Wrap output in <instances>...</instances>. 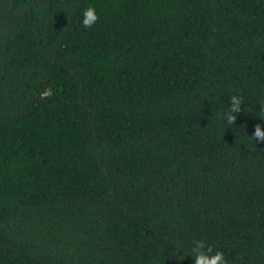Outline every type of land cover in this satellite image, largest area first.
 <instances>
[{
	"label": "trees",
	"instance_id": "16d2710c",
	"mask_svg": "<svg viewBox=\"0 0 264 264\" xmlns=\"http://www.w3.org/2000/svg\"><path fill=\"white\" fill-rule=\"evenodd\" d=\"M262 104L264 0H0V264H264Z\"/></svg>",
	"mask_w": 264,
	"mask_h": 264
},
{
	"label": "clouds",
	"instance_id": "9594fccd",
	"mask_svg": "<svg viewBox=\"0 0 264 264\" xmlns=\"http://www.w3.org/2000/svg\"><path fill=\"white\" fill-rule=\"evenodd\" d=\"M98 19L99 17L96 14L95 8L93 6H89L83 12L81 23L85 29H89L98 22ZM242 103V97H240L239 95H232L230 97L229 108L227 112L219 118L226 120V123L228 125L235 124L237 117L233 115V113H239L242 111ZM258 116L261 119H264V104L260 105ZM251 138L255 141H264V131L261 130L260 124L255 125V130ZM178 256H181V259L177 260H183L182 255ZM191 258L193 264H227L224 253L218 250L214 252L213 247L211 245H207L203 240L194 241V245L191 248Z\"/></svg>",
	"mask_w": 264,
	"mask_h": 264
}]
</instances>
